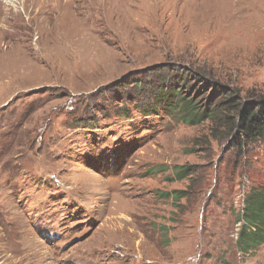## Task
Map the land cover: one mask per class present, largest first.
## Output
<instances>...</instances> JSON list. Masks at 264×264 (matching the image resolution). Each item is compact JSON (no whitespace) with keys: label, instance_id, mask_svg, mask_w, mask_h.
<instances>
[{"label":"rangeland","instance_id":"1","mask_svg":"<svg viewBox=\"0 0 264 264\" xmlns=\"http://www.w3.org/2000/svg\"><path fill=\"white\" fill-rule=\"evenodd\" d=\"M173 68L264 96V0H0V264H264L236 246L264 138L155 109Z\"/></svg>","mask_w":264,"mask_h":264},{"label":"trees","instance_id":"2","mask_svg":"<svg viewBox=\"0 0 264 264\" xmlns=\"http://www.w3.org/2000/svg\"><path fill=\"white\" fill-rule=\"evenodd\" d=\"M170 73L153 88L151 105L155 109L162 107L176 121L189 125L211 120L226 127L229 138L233 137L234 148L242 149L264 138V96L250 98L241 89H231L220 84L222 90H211L204 99L183 90L187 74L185 77V73L174 68L173 73ZM205 83L206 86H213L216 82L213 78H207ZM151 105L149 109H142L145 114H149ZM120 114L126 112L122 111ZM174 172L181 179L189 176L191 169L184 165L175 166ZM176 194L177 192L172 195L175 197ZM166 195L170 196V193ZM236 221L239 223L237 249L242 255L251 256L264 245V185L253 188L246 194Z\"/></svg>","mask_w":264,"mask_h":264}]
</instances>
